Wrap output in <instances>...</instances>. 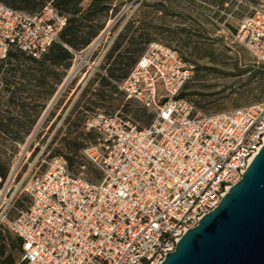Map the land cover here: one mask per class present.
Instances as JSON below:
<instances>
[{
  "label": "built area",
  "instance_id": "built-area-1",
  "mask_svg": "<svg viewBox=\"0 0 264 264\" xmlns=\"http://www.w3.org/2000/svg\"><path fill=\"white\" fill-rule=\"evenodd\" d=\"M67 21L51 1L29 12L0 0V61L12 51L42 58ZM236 37L264 63V0L239 21ZM192 73L178 49L149 42L118 89L150 120L96 113L85 122L96 137L82 153L101 178L55 155L21 182L26 208L13 215L14 194L0 201V228L22 242L19 264H162L218 206L264 144V100L205 113L183 95Z\"/></svg>",
  "mask_w": 264,
  "mask_h": 264
},
{
  "label": "rangeland",
  "instance_id": "rangeland-1",
  "mask_svg": "<svg viewBox=\"0 0 264 264\" xmlns=\"http://www.w3.org/2000/svg\"><path fill=\"white\" fill-rule=\"evenodd\" d=\"M90 2L85 0L83 7L87 8ZM104 2L108 8L92 21L94 26L103 27L102 30L88 46L72 50L71 60L32 59L21 53L10 58L17 69L18 83L14 87L15 103H5L0 107L3 121L26 131L40 115L25 140L0 139L1 158L10 167L7 179L2 181L0 177V201L6 204L13 194L16 196L13 215L29 203L28 197L21 191L23 180L39 174L52 156L63 155L66 158L65 154L75 140L86 144L95 141V134L90 137L85 129L89 117L96 113H119L140 125L149 121L150 116L119 91L122 71L109 75L107 55L118 41L122 43V50L129 47L130 54L136 56L151 41L178 49L193 71L183 92L205 113L264 100V63L259 62L236 37L239 21L250 12L257 0H144L141 4L138 0ZM124 9L127 13L116 21ZM115 21L111 33L102 34ZM98 37L99 43L95 42ZM74 66L78 67L76 76L42 121ZM102 75L108 76L111 81L103 92L99 91ZM136 113L139 118L135 117ZM71 169L93 181L101 178L100 171L84 157L82 151ZM6 193L8 197L5 200ZM0 229L2 235L8 236L6 240L0 237V262L4 258L1 250H4L6 253L14 252L19 264L22 248L9 245L12 244L11 239L17 236L4 226Z\"/></svg>",
  "mask_w": 264,
  "mask_h": 264
},
{
  "label": "water",
  "instance_id": "water-1",
  "mask_svg": "<svg viewBox=\"0 0 264 264\" xmlns=\"http://www.w3.org/2000/svg\"><path fill=\"white\" fill-rule=\"evenodd\" d=\"M162 264H264V144L241 180L183 234Z\"/></svg>",
  "mask_w": 264,
  "mask_h": 264
},
{
  "label": "trees",
  "instance_id": "trees-1",
  "mask_svg": "<svg viewBox=\"0 0 264 264\" xmlns=\"http://www.w3.org/2000/svg\"><path fill=\"white\" fill-rule=\"evenodd\" d=\"M6 4L25 11L36 12L40 10L47 2H52L54 6L64 13L67 18V25L62 30L60 34V39L52 44L48 52L43 56L44 59L52 61H68L73 57L72 50H81L82 48L88 46L100 33L103 27L94 26L93 22L99 13L105 11L108 5L105 4L104 0H90V4L87 8L83 7V2L85 0H2ZM122 43L118 41L115 46L110 50L107 55V62H109V75H115L116 71H122V77L128 75L131 67L137 62L141 53L139 55L130 54L129 47L122 50ZM25 54L21 51H12L9 53L8 57L0 61V107L5 103H15V91L14 87L17 85V69L15 65L11 62L10 58L17 57L19 54ZM26 55V54H25ZM28 56V55H27ZM30 57V56H28ZM32 58V57H30ZM35 59V58H32ZM101 87L99 91H106L105 87L111 84L109 77L102 75L101 77ZM53 94V93H52ZM183 95L186 93L183 92ZM45 108V105L43 106ZM132 111V110H130ZM143 112H145L143 110ZM33 120L31 127L26 131H21L18 127H12L10 123L4 122L3 117L0 113V139H10L12 141H23L25 137L29 135L38 118ZM137 118L140 116L137 115ZM9 118V117H8ZM5 118V119H8ZM150 118V117H149ZM11 120V118H9ZM150 120V119H149ZM90 137L92 132H88ZM0 145L2 141L0 140ZM87 144L83 141L75 140L72 142L69 152L65 154L66 159L70 167H73L76 159L80 156L81 151ZM10 167L1 158L0 152V177L2 181L6 180L9 175ZM0 237L2 240H6L8 236L2 235V230L0 229ZM11 247L22 248L21 239L16 237L11 239ZM6 242V241H5ZM6 244V243H5ZM3 255V260L0 264H17V257L14 252L6 253L1 250Z\"/></svg>",
  "mask_w": 264,
  "mask_h": 264
},
{
  "label": "bare ground",
  "instance_id": "bare-ground-1",
  "mask_svg": "<svg viewBox=\"0 0 264 264\" xmlns=\"http://www.w3.org/2000/svg\"><path fill=\"white\" fill-rule=\"evenodd\" d=\"M99 39V37L95 40V42L97 41ZM101 40V39H100ZM98 42V41H97ZM99 43V42H98ZM97 44V43H96ZM96 44H94V45H96ZM77 72H78V67H76V66H74V67H72V69H71V71L69 72V74H68V76L66 77V79L64 80V84H63V86H62V88L59 90V92H62L63 90H64V88L67 86V84L76 76V74H77ZM58 92V93H59ZM57 93V94H58ZM45 114H46V112H45ZM45 116V115H44ZM43 116V117H44Z\"/></svg>",
  "mask_w": 264,
  "mask_h": 264
}]
</instances>
